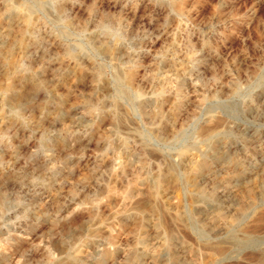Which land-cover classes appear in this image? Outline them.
Instances as JSON below:
<instances>
[{"label":"rangeland","instance_id":"374dc122","mask_svg":"<svg viewBox=\"0 0 264 264\" xmlns=\"http://www.w3.org/2000/svg\"><path fill=\"white\" fill-rule=\"evenodd\" d=\"M0 264H264V0H0Z\"/></svg>","mask_w":264,"mask_h":264},{"label":"bare ground","instance_id":"6f19581e","mask_svg":"<svg viewBox=\"0 0 264 264\" xmlns=\"http://www.w3.org/2000/svg\"><path fill=\"white\" fill-rule=\"evenodd\" d=\"M12 68V67H11ZM130 78H131V73L130 74H128L127 75V77L125 78L126 79V81L128 82L129 80H130ZM23 80H28V78L25 76V77H23L22 78ZM30 82V81H29ZM33 83H34V81H33ZM125 83V82H124ZM29 84V83H28ZM31 84H32V82H31ZM18 85V84H17ZM26 86V85H25ZM159 113V112H158ZM159 115V114H158ZM220 125V124H219ZM208 127V126H207ZM207 127H204V128H201L200 129V135L201 136H210L211 135V132L213 131H211V129L210 128H207ZM211 128H213V127H211ZM216 130V129H215ZM167 171V170H166ZM166 173V172H165ZM168 176L170 177V178H172V179H174V174L171 172V171H168ZM145 182H146V180H145ZM133 187H135V186H133ZM50 188V187H49ZM131 188H132V186H131ZM134 189V188H133ZM132 189H130V191H131ZM129 191V192H130ZM134 191V190H133ZM128 192V195L130 194ZM135 192V191H134ZM150 194V193H149ZM132 195V194H131ZM151 195V194H150ZM130 196V195H129ZM148 196V195H147ZM130 197H128V199H129ZM149 198V197H148ZM137 200V199H136ZM140 200V199H139ZM138 200V201H139ZM142 200V199H141ZM147 200V199H146ZM126 201H127V198H126ZM151 201V200H150ZM157 201H159V200H157ZM142 202V201H141ZM152 202V201H151ZM134 203V202H133ZM137 204H138V202H137ZM134 206H135V204H134ZM133 206V207H134ZM132 207V208H133ZM92 209V208H91ZM130 209V208H129ZM91 211V210H90ZM152 211L153 212H156L157 211V209L155 208V206H153L152 207ZM116 212V211H115ZM115 212H113V213H115ZM149 214V213H148ZM109 215V214H108ZM148 216V215H147ZM110 217V216H109ZM173 217V216H172ZM111 218V217H110ZM120 218V217H119ZM155 222H156V229H158V230H160V231H163L164 232V220H163V217H162V215L161 214H158L157 215V217H156V219H155ZM239 222V217H234L233 218V220H232V223H235V224H237ZM167 223V222H166ZM209 223V222H208ZM211 223V222H210ZM183 224V223H182ZM184 225V224H183ZM185 225H187V224H185ZM168 227V226H167ZM185 227V226H184ZM244 228V227H243ZM184 229V228H183ZM187 229V228H186ZM166 230V229H165ZM173 233H174V231H173ZM165 235H166V239H169V237H171V234L169 233V232H167V233H164ZM241 235H242V240H246V239H248V238H250V233H248L247 231H245V230H242L241 231ZM230 243H234V239L232 238V237H230V236H227L226 237V239L223 241V242H220V243H217L216 245H211L210 243H208V242H205L204 244H205V248L209 251V253H210V255H212L213 257H216V258H222V257H224L225 255H226V253H227V249H229V248H227L225 245L226 244H230ZM204 248V249H205ZM196 254V253H195ZM194 254V255H195ZM210 258V257H209ZM208 259V258H207Z\"/></svg>","mask_w":264,"mask_h":264},{"label":"clouds","instance_id":"9594fccd","mask_svg":"<svg viewBox=\"0 0 264 264\" xmlns=\"http://www.w3.org/2000/svg\"><path fill=\"white\" fill-rule=\"evenodd\" d=\"M129 42H131V40H129Z\"/></svg>","mask_w":264,"mask_h":264}]
</instances>
